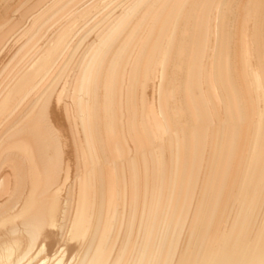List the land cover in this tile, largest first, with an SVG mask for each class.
I'll use <instances>...</instances> for the list:
<instances>
[{"label":"bare ground","instance_id":"6f19581e","mask_svg":"<svg viewBox=\"0 0 264 264\" xmlns=\"http://www.w3.org/2000/svg\"><path fill=\"white\" fill-rule=\"evenodd\" d=\"M0 264H264V0H0Z\"/></svg>","mask_w":264,"mask_h":264}]
</instances>
